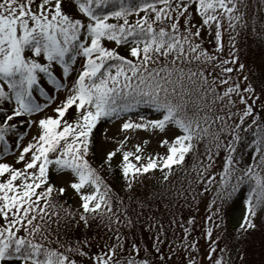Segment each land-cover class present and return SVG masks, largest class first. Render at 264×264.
Returning <instances> with one entry per match:
<instances>
[{
	"label": "snow or ice",
	"instance_id": "snow-or-ice-1",
	"mask_svg": "<svg viewBox=\"0 0 264 264\" xmlns=\"http://www.w3.org/2000/svg\"><path fill=\"white\" fill-rule=\"evenodd\" d=\"M205 31L213 51L203 46ZM224 33L228 53L221 59ZM249 38L259 41L250 62L240 47ZM42 78L64 91L58 104ZM36 91L48 103H37ZM0 104V156L13 154L22 165L0 160V264H201L199 243L184 226L195 216L178 223L170 199L158 217L151 197L167 188L137 194L155 170L162 185L177 188L174 199L185 207H196L216 184L202 233L210 241L209 264H228L233 242L239 264L257 247V264H264V0H0ZM141 105L154 116L123 118ZM49 106L53 115L41 114ZM114 121L116 135L102 129L97 145V126ZM249 131L253 163L240 167L237 145ZM139 133L148 138L129 149ZM150 138L163 154L145 152ZM221 148L215 180L217 173L208 170ZM187 155L196 161L195 177L185 167ZM177 168L184 173L178 187L170 181ZM109 175L125 195L105 179ZM69 189L79 197L76 210L57 200ZM236 199H242V218L234 235L225 236ZM164 219L182 237L168 240Z\"/></svg>",
	"mask_w": 264,
	"mask_h": 264
},
{
	"label": "trees",
	"instance_id": "trees-1",
	"mask_svg": "<svg viewBox=\"0 0 264 264\" xmlns=\"http://www.w3.org/2000/svg\"><path fill=\"white\" fill-rule=\"evenodd\" d=\"M249 13L251 14V7L249 9ZM131 23V22H129ZM224 27L227 28V23H224ZM223 42H224V51L223 53H221V59H226L227 58V53H228V42H227V33H224V38H223ZM258 43L259 41L254 40L249 38L247 41H244L240 44V47L242 49H244V53H242V55H244L246 53V59L250 62L251 59L258 53ZM213 42H210V37L208 35V33L205 31L203 34V46L206 47L209 51H213ZM119 51L121 52V54H126V46H120L119 47ZM112 71H115V69H112ZM41 86L43 87V85L41 84ZM45 89V87H44ZM47 90H45L46 92ZM47 93V92H46ZM34 96L36 98L37 103H39L40 99H44L43 96H41L39 94L38 91L34 92ZM140 107H147L146 105H141ZM0 108H3V105L0 106ZM257 111H259V108L257 107ZM264 115V114H262ZM236 117H233V120H235ZM250 123V121H248ZM259 122V121H258ZM100 124L97 126V128H99ZM97 128L95 131H97ZM21 131H28V129L25 126H21L20 128ZM252 131H254V128L252 129ZM225 136H227V133L224 134ZM97 136V134H96ZM241 136H242V141L240 144L237 145V155L240 156L241 159V163H240V167H244L246 164H252L253 163V152L254 149L248 147V145L251 143V140L254 139V137H252V133L251 131L244 133L241 132ZM228 139H231L230 136L227 137ZM10 146L11 147H15L14 144V137H10ZM97 144V141H96ZM211 146V145H209ZM2 145H0V151H2ZM199 151L201 153L204 152V148L200 147ZM213 152L215 154L216 150L213 149ZM225 156V152L224 149L221 148L219 150V154L215 156V161L213 164V167L210 168L208 171L209 173L215 172L217 173V176L214 177L215 180H218V174L219 172L222 170L223 167V159ZM3 156H0V158H2ZM98 158V157H97ZM186 165L185 167L189 168V171L192 172V176L195 177V172L192 171V165L194 163H196V161L193 159L192 155H188L186 156ZM256 161H259V157L256 156ZM260 170V169H257ZM103 174V173H102ZM184 176V173L181 172V170L179 168L176 169L175 174L170 177V181H174L176 186L178 187L181 183V177ZM105 179L111 183L113 185V188L118 191L120 193L121 196L125 195V193L122 190V185L121 182L116 179L115 177L109 175V176H105ZM53 182L55 183V176L52 177ZM203 182H201L202 184ZM186 186V185H185ZM201 185H195V187H200ZM216 184L213 183L208 187V190L206 192H202L200 194V196L198 197V201L196 202V207H185L184 206V201L183 199H174L175 193L177 191V188H174L171 186L170 183L165 182V184H161L159 181V178L155 175V177H150V176H146L144 184L142 186H140L137 190V194L141 195V196H148L149 193H153V194H158L161 192H164V189L167 188L168 191L166 193H164V195L162 197L157 198V196H152L151 197V203L153 205L152 207V211L156 212V215L159 217L162 214L163 211V205L165 203H169L170 199L172 200L171 203V207L173 208V210L176 212V219L178 221V223H183V221L180 219L181 217H183L184 219H186L188 217L189 214L198 217L199 213L205 212V215L207 214L206 209H207V205L208 202H210L213 198H214V190H215ZM244 187V193L246 194L248 189L247 186H243ZM60 199L59 203H62L65 207L71 208L73 210H76V208L73 206L72 204V200L69 197V195L67 193H65L63 196L58 197ZM157 208L161 209V212H157ZM241 211H243V204H242V199H236L235 203L232 204L227 212V220H226V233H223L225 236L228 235H234V230L239 226L237 225V223L235 222L236 219V214L240 213ZM203 216V215H202ZM199 217L200 219V223L196 224V220L195 223L191 226L185 224V227H195L196 225H198L199 229H203L204 230V219H201V217ZM205 218V217H204ZM53 221H55V217L52 218ZM164 224L165 227L168 228V240H172L176 237H182V230L178 227H169L168 223H167V219H164ZM208 226H212L211 224H209ZM53 227H55V225H53ZM94 231H100L99 229H96ZM146 231V230H145ZM216 229H214V233H213V238H215V233H216ZM173 233L175 234V236L173 235ZM94 234L93 232H90L89 235ZM101 235H103V233L101 232ZM52 241H53V245L55 246V233H53L52 237H51ZM149 237L147 235H145V237L142 240V243H147L148 242ZM223 244H220V247H223ZM169 247V244L167 242V240L164 242V245L162 247V252H166L167 248ZM229 247L231 248H235L237 247V245L233 242L229 245ZM151 250V249H150ZM93 252L97 251V248H93L92 249ZM216 253H220L219 251H217ZM261 256H260V252L259 249L257 247L256 250L254 251H248L245 253V261L246 264H257L258 261H260ZM230 264H239V261L236 260L235 262H231Z\"/></svg>",
	"mask_w": 264,
	"mask_h": 264
},
{
	"label": "rangeland",
	"instance_id": "rangeland-1",
	"mask_svg": "<svg viewBox=\"0 0 264 264\" xmlns=\"http://www.w3.org/2000/svg\"><path fill=\"white\" fill-rule=\"evenodd\" d=\"M142 14L143 13H141V15ZM135 19H136V14L133 13L132 16L129 18V22H133ZM119 47H118V50H120ZM81 64H82V58H78L75 67L77 69H79ZM74 75H75V73H73V76ZM69 83H70V81H69ZM41 84L43 85V87H45V90H47L46 92L48 95H52V96L57 97V99L55 101L56 104H58L59 100L63 99V97L65 96V93L63 90H60L59 92H57L53 85L48 84L46 78H42ZM39 103L40 104H46V103H48V101H47L46 97H44V99H40ZM0 106H2V104H0ZM73 110H70V111H73ZM41 114L53 115V112L51 110V106H49V108L47 110H45L44 112H42ZM139 114H143V115L149 116V117L154 116V112L151 109H149L148 107H140L138 109H136V108L132 109V111L128 113V116H125L123 118L127 119L130 116L132 119H137ZM118 124H119V121H114L111 124L106 123V122H102L96 131L97 145H100L103 143V141H102V129L108 128L109 129V132H108L109 136L116 135V130L118 128ZM31 134H33V135L35 134V128L34 127L31 130ZM145 138H148L146 133H139L138 137H130V142L128 143L127 147L129 149H132L133 145L135 143H137V142L142 143L143 139H145ZM25 142H26V140H25ZM108 146H111V145H108ZM12 149H13V152L16 151L15 147H12ZM157 151H159L161 154H163L165 149L158 146L155 138H150L149 143L145 146V152L154 154ZM97 157H99V152H97ZM0 160H4L5 162L12 163L15 167H22L21 164L15 163V156L13 154H10L9 156H6V157H2V158H0ZM155 173H156V176L159 178V176H160L159 170H155ZM53 176H55V175H53ZM54 181H55V184L57 186H60L63 183L62 179L57 178L56 176H55ZM66 193L71 198L73 206L77 209L79 197L71 189L66 191ZM57 200H58V202H60L59 198H57ZM242 213H243V211L236 214V217H235L236 221L235 222L237 223V225H239V222L242 218ZM204 215H205V212L198 214V217H196V219H195L196 224L200 223V219H199L200 216H202L201 219H204V217H205ZM258 223H259V221H258ZM203 231H204L203 229H199L198 225H196L195 227L191 228L190 235L194 239H196L199 243V252L197 253V257L199 259H201V264H209V261L206 259V254L208 251V246H209L210 241L202 235ZM216 255L220 256L221 253H219V254L216 253ZM229 257H232V259H228ZM235 257H236V249L235 248H232L231 253L225 254V258L228 259V264H230L231 262H235L236 261ZM172 264H175V261H173Z\"/></svg>",
	"mask_w": 264,
	"mask_h": 264
}]
</instances>
